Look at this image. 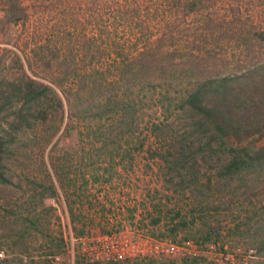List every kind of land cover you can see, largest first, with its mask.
<instances>
[{
	"label": "rangeland",
	"instance_id": "obj_1",
	"mask_svg": "<svg viewBox=\"0 0 264 264\" xmlns=\"http://www.w3.org/2000/svg\"><path fill=\"white\" fill-rule=\"evenodd\" d=\"M21 1L29 22L0 25V48L10 50L0 51V57L11 61L12 51L18 53L34 78L47 81L48 61L57 57L101 63L104 75L113 78L116 60L132 58L127 48L136 43L157 44L161 67L151 71L152 80L118 92L123 100L135 101V133H121L116 111L102 120L78 121L65 106L63 117L49 109L46 121H35L9 161L12 184L0 182V264H96L79 254L77 244L73 249L68 220L75 236L112 230L126 221L174 237L168 227L180 222L178 213H188L190 223L175 236L207 237L202 243L212 252L208 257L254 248L256 255L239 264H264V170L219 179L215 169L208 173L202 164L199 185L182 188L177 173L184 180L190 176L186 170L170 174L164 159L175 154L174 131L183 119L176 105L197 78L241 72L264 60V0ZM94 1L100 5L95 14ZM133 5L139 11L135 19L120 15ZM18 74L19 67L12 76ZM165 118L174 131H153ZM36 178L53 182L55 196L36 192L27 181ZM185 259L118 263L187 264ZM194 261L210 264L205 256L188 258V264Z\"/></svg>",
	"mask_w": 264,
	"mask_h": 264
},
{
	"label": "trees",
	"instance_id": "obj_2",
	"mask_svg": "<svg viewBox=\"0 0 264 264\" xmlns=\"http://www.w3.org/2000/svg\"><path fill=\"white\" fill-rule=\"evenodd\" d=\"M1 3L2 29L29 22L28 7L21 0H1ZM93 4L91 10L95 14L100 5L95 1ZM136 14L139 15V11L133 5L131 12L127 9L120 15L135 19ZM140 30L143 32V28ZM135 45L134 49L127 48L135 54L132 58L116 60L117 72L113 78L104 75L101 63L86 65V59L62 61L57 57L54 62L48 61V71L51 72H48L47 81H43L28 73L18 53L12 51L14 58L11 61L5 56L0 57V182L12 184L8 176L9 161L21 147L20 141L34 127L35 121H46L49 118V109L61 111L63 117L64 108L67 106L70 114L72 113L71 119L78 121L102 120L108 112L116 111L119 117L117 127L121 129V133H135L138 127L135 119V101L123 100L118 96V92L132 90L152 80V72L161 67L158 58L160 47L157 44ZM0 51L10 50L4 47L0 48ZM27 65L31 69V63L28 62ZM17 67L19 74L13 77ZM176 107L183 117L179 128L174 131L172 124L166 123L168 118H165L154 124L152 129L159 131L167 128L175 133V154L164 159L169 165L170 174L174 170H186L190 176L189 180H184L185 176L178 172L177 176L180 175L181 178L179 187L190 188L199 185L202 164L207 166L208 173L215 169L219 179L233 177L252 168L264 170V145L261 144L264 139V60L241 72L200 76ZM168 109L166 108L167 111ZM129 116L131 117L128 118ZM208 180L209 183L213 182L211 177ZM27 181L33 185L36 192H41L42 197H53L56 194L54 183L51 181L37 178ZM86 181L88 184V180ZM200 205H203V202ZM196 211L197 208L194 207L189 212L192 224L195 223ZM70 212L73 216L72 206ZM177 218H180V222L169 226L168 233L174 236V240L189 239L190 237L175 236L180 228L188 227L189 214L178 213ZM160 221L161 219L154 220L156 224ZM97 232L106 233L108 230L103 228ZM200 240L209 241L207 237L196 241ZM185 261L189 263L188 259ZM194 263L198 264L196 261ZM77 264L81 262L78 261Z\"/></svg>",
	"mask_w": 264,
	"mask_h": 264
},
{
	"label": "built area",
	"instance_id": "obj_3",
	"mask_svg": "<svg viewBox=\"0 0 264 264\" xmlns=\"http://www.w3.org/2000/svg\"><path fill=\"white\" fill-rule=\"evenodd\" d=\"M139 219V218H138ZM147 223L148 220H145ZM69 224V239L73 246L77 244L79 254L91 263H118L135 259L159 258H196L207 257L210 264H239L256 255L254 248L216 252L215 257H208L209 250L203 248L202 241L195 239H177L170 236H160L151 225L138 227L124 221L106 233L96 231L87 232L82 236H75ZM216 251L215 247H211Z\"/></svg>",
	"mask_w": 264,
	"mask_h": 264
}]
</instances>
